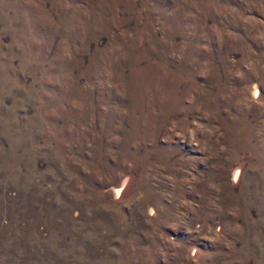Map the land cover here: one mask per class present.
I'll return each mask as SVG.
<instances>
[{
	"label": "rangeland",
	"instance_id": "obj_1",
	"mask_svg": "<svg viewBox=\"0 0 264 264\" xmlns=\"http://www.w3.org/2000/svg\"><path fill=\"white\" fill-rule=\"evenodd\" d=\"M0 264H264V0H0Z\"/></svg>",
	"mask_w": 264,
	"mask_h": 264
},
{
	"label": "bare ground",
	"instance_id": "obj_2",
	"mask_svg": "<svg viewBox=\"0 0 264 264\" xmlns=\"http://www.w3.org/2000/svg\"><path fill=\"white\" fill-rule=\"evenodd\" d=\"M254 87H255V86H254ZM255 90H256V88H255ZM254 93H256V92H254ZM118 189H120V188L118 187ZM113 191H115V193L118 192L115 188L113 189Z\"/></svg>",
	"mask_w": 264,
	"mask_h": 264
}]
</instances>
